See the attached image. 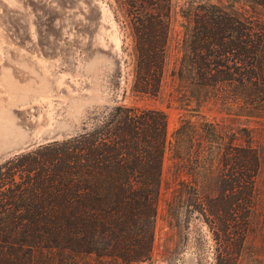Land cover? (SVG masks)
Returning <instances> with one entry per match:
<instances>
[{
  "label": "rangeland",
  "instance_id": "obj_1",
  "mask_svg": "<svg viewBox=\"0 0 264 264\" xmlns=\"http://www.w3.org/2000/svg\"><path fill=\"white\" fill-rule=\"evenodd\" d=\"M168 1L163 76L149 97L132 92L134 35L122 0H0V163L74 136L93 113L117 105L161 111L169 144L152 254L140 264H264V114L247 117L222 95L197 108L174 75L188 11L233 7L264 25V0ZM180 125L185 136L175 143ZM209 125L219 145L204 133ZM230 142H250L260 155L254 188L240 201L232 194L239 190L223 191L236 172L217 149ZM101 261L81 255L75 264ZM34 264L66 263L61 253L44 251Z\"/></svg>",
  "mask_w": 264,
  "mask_h": 264
},
{
  "label": "trees",
  "instance_id": "obj_2",
  "mask_svg": "<svg viewBox=\"0 0 264 264\" xmlns=\"http://www.w3.org/2000/svg\"><path fill=\"white\" fill-rule=\"evenodd\" d=\"M122 2L134 35L132 92L155 97L163 76L169 1ZM183 17L189 22L174 75L184 84L186 99L199 108L222 95L239 103L247 117L263 115L264 25L215 4L199 5ZM184 129L175 130V143ZM204 133L219 145L212 141L219 139L213 126ZM168 144L163 112L117 105L93 113L74 136L0 163V264H34L44 251L61 253L66 264L81 255L106 264L148 261ZM217 150L236 172L223 191L239 190L232 194L240 201L254 188L260 155L250 142Z\"/></svg>",
  "mask_w": 264,
  "mask_h": 264
}]
</instances>
